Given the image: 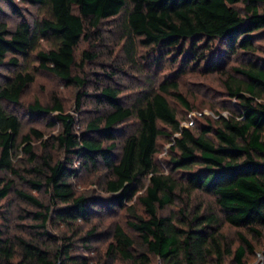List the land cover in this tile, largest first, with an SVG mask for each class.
I'll return each instance as SVG.
<instances>
[{
	"label": "trees",
	"instance_id": "1",
	"mask_svg": "<svg viewBox=\"0 0 264 264\" xmlns=\"http://www.w3.org/2000/svg\"><path fill=\"white\" fill-rule=\"evenodd\" d=\"M21 1L42 18L30 23L14 0H0L18 19L12 29L0 20V67L13 69L0 80V264L253 261L261 246L255 249L246 236L259 240L264 233V0ZM112 19H121L115 33L129 61L141 47L155 73L163 63L175 68L157 89L125 100L120 88L98 79L88 92L84 67L98 56L83 51L78 61L76 51L82 42L95 47L102 24ZM29 58L35 72L76 90L79 112L86 99L93 103L80 129L53 97L51 105L33 102L28 113L52 129L57 112L61 131L45 140L36 128L20 135L21 119L6 104L19 105L33 83L21 63ZM189 73L217 75L225 100L210 107L216 118L180 92L178 81ZM169 98L184 109L182 118ZM191 113L201 116L182 126ZM159 138L170 144L165 169L156 160ZM80 172L98 173L107 196L78 194L72 180ZM11 194L29 207L17 215L20 234L8 230L12 218L4 203ZM196 194L215 208L202 200L191 207ZM117 215L122 223L102 220ZM222 224L242 231L234 251Z\"/></svg>",
	"mask_w": 264,
	"mask_h": 264
},
{
	"label": "rangeland",
	"instance_id": "2",
	"mask_svg": "<svg viewBox=\"0 0 264 264\" xmlns=\"http://www.w3.org/2000/svg\"><path fill=\"white\" fill-rule=\"evenodd\" d=\"M19 8L22 10L24 14V19L28 22L32 23L35 20L42 18V12L31 6L22 2L21 0H14ZM0 8L3 10L2 15L0 16V20L5 22L10 29L14 28L18 19L12 15L10 6L8 3L0 2ZM121 23V19H112L106 21L101 26V31L99 34L100 41L95 42V47L91 48L90 43L82 42L76 51L77 59L80 60V54L83 51H90L97 54V59L94 63L85 64L84 71L87 73V78L90 79L88 85V92L93 93L95 89L98 87V84L95 81L110 84L111 86H117L120 88L122 93V98L125 100H131L133 95L144 91L146 89H157L158 85H160L164 79L171 73L169 64H160V68L158 72H154V67H148L146 65V54L148 49H144L141 47H136L134 57V62L128 60L126 57L123 41L120 40L119 36L115 33V26H119ZM48 44H42L41 49L48 50ZM33 59L29 58L26 61L22 60L21 63L26 70L33 72L34 81L32 84L28 85L25 89L23 96L20 100V104L17 106L6 104V107L10 110H13L16 114L19 115L22 122V130L21 134H26L31 128H36L40 130L44 134L43 140L55 136L61 131L60 122L56 120L57 112L51 115L52 119L55 121V126L52 129H48L45 126L44 122H41L40 119H36L35 117H30L28 113V106L35 101H38L42 105H51L52 98L57 97L60 100L64 112L63 115H69L75 120V129L78 130L82 127V124L86 122L87 116L89 112L93 109V103L91 104L88 99L84 101V107L82 112H79L75 106V94L76 90L72 87H65L62 82H60L57 78L53 77L50 74L44 72H35L34 66L35 63L32 61ZM13 69L8 67L7 65L0 67V80L7 77ZM35 72V73H34ZM113 75L111 79H107L105 75ZM217 75H207L203 76L197 73H189L185 77L181 78L179 82L180 92L186 97L187 101L198 110L202 111V114L205 116L215 117L210 110L211 106H216L220 108V105L223 100V93L220 87V84L217 79ZM171 105L177 110L178 118H182L184 116V109L178 106L175 102H173L170 98ZM92 102V101H91ZM195 117L198 116V113H194ZM222 115H226L225 112ZM193 117V121L194 118ZM135 124L134 121H128L126 125L127 128H132ZM187 123L182 126H186ZM192 127V126H191ZM42 141L35 142L34 145L39 147ZM170 148V144L164 138H159L157 142L158 154L156 155V160L162 164V168L165 169L164 163L167 161L168 151ZM39 149V148H38ZM20 154L18 158H21ZM20 160V159H18ZM16 160V161H18ZM63 157H60V161H63ZM19 162L16 163V165ZM78 162H75L73 168H78ZM3 176V175H0ZM99 177L98 173L95 172H80L76 178L72 180V184L74 186L75 191L78 194L81 193H91L94 197L103 198L107 195L101 191L99 186L97 185V178ZM18 188H21L17 185ZM34 195L38 196L44 202L47 201V197L43 194H38L33 192ZM195 195V198L190 206L194 207L198 200H202L205 205L212 204L211 199L207 196ZM5 206H7L9 212L11 213V224L8 227L9 234H18L19 231L17 229V215L24 208H29L24 205L21 201H19L13 194L5 201ZM215 208L212 204L210 206ZM216 213H218L217 209H214ZM167 214V211L164 212ZM104 222L109 224L112 221L119 220L121 223L123 221L122 215H117L114 218L105 217L102 219ZM51 231L57 232L58 226L56 228L51 227ZM238 231L235 228L228 226L227 224H222L221 234L224 238L226 245L231 248L233 251L241 245L239 237L237 235ZM20 234V233H19ZM246 235V234H244ZM253 244L254 248L257 249L261 245L264 244V233L263 238L259 240L251 239L249 236H246ZM97 243L96 245H98ZM251 258V256H250ZM231 259H227L226 264H229Z\"/></svg>",
	"mask_w": 264,
	"mask_h": 264
},
{
	"label": "built area",
	"instance_id": "3",
	"mask_svg": "<svg viewBox=\"0 0 264 264\" xmlns=\"http://www.w3.org/2000/svg\"><path fill=\"white\" fill-rule=\"evenodd\" d=\"M198 116H201V114H198ZM193 117H195L194 113L189 114L188 116V123L185 127H191L193 126ZM154 264H162L160 260H157ZM248 264H264V244L261 245V247L254 253V259Z\"/></svg>",
	"mask_w": 264,
	"mask_h": 264
}]
</instances>
